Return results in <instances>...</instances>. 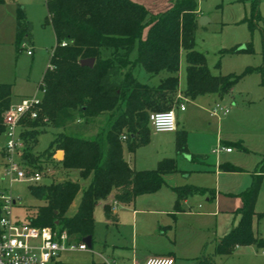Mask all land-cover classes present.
<instances>
[{
    "label": "trees",
    "instance_id": "1",
    "mask_svg": "<svg viewBox=\"0 0 264 264\" xmlns=\"http://www.w3.org/2000/svg\"><path fill=\"white\" fill-rule=\"evenodd\" d=\"M257 7L258 0H251L252 23L258 18ZM198 19L196 0H174L170 8L159 14H151L131 0H46V22L52 28L55 46L39 83L44 93L37 116L23 120L19 130L24 145L20 159L26 167L33 165L32 170L40 168L36 162L45 161L64 170L78 171L81 180L89 181L84 187L70 180L30 186V195L41 204L29 207L25 222L34 227L57 228L72 241L81 242L93 235V211L99 202L111 196L113 202L128 205L139 195L157 191L164 185L166 175L179 172L173 158H163L151 170L130 168L123 159L121 135L125 134L131 152L148 143L149 111H167L170 104L152 100L147 94L177 90L181 51L185 55V97L193 100L207 94L223 96L232 89L237 78L212 75L204 54L194 49ZM32 29L24 9L18 5L17 51L32 44ZM242 51L248 48L239 47L228 53ZM89 58L94 59L92 67L80 66V60ZM135 68L149 79L161 74L166 77L156 87H150L133 74ZM10 99L11 86L0 84V135L4 131L2 114ZM75 114L83 121L106 116V128L89 139L59 131L42 153H32L36 136L44 127L63 130ZM236 147L243 149L239 143ZM175 150L177 155L186 154L183 133L175 139ZM57 151L63 152L59 161L53 159ZM205 158L198 155L191 159ZM220 168L230 172L239 170L229 165ZM257 170L250 186L240 194L242 205L235 212L240 216L239 221L217 240L214 256L228 258L237 247L263 245L253 234L252 219L264 159ZM173 191L176 210L179 202L189 196L212 194L211 190L190 185L175 187ZM77 196L76 211L68 215ZM103 217L110 222L117 219L108 204L103 207ZM214 256L202 254L192 264H214Z\"/></svg>",
    "mask_w": 264,
    "mask_h": 264
},
{
    "label": "rangeland",
    "instance_id": "2",
    "mask_svg": "<svg viewBox=\"0 0 264 264\" xmlns=\"http://www.w3.org/2000/svg\"><path fill=\"white\" fill-rule=\"evenodd\" d=\"M173 1L139 0L137 4L143 6L151 14H159L170 8ZM196 2L201 17L207 18L208 22L203 26L198 25L194 35V49L204 54L206 67L212 75L237 78L227 94L223 96L207 94L214 95L211 98H214L220 107L226 109V114L225 116L204 118L202 120L203 122L205 120L206 127L204 129L214 133L218 120L222 124L221 128H218L221 139L230 146L232 151L231 154L222 157L221 163H229L251 172L264 159V43L262 41L264 0H258V18L253 19V23L250 10L251 0H196ZM18 5L24 9L27 20L32 24L33 43L27 47V49H33L32 57L26 54V50L17 51L15 48V18ZM54 46V34L51 26L46 22V0H3L0 3V84L5 83L11 86L10 105L15 106L24 99H39L41 97L37 85L49 62ZM239 47H246L248 51L228 53L229 50ZM249 69L251 70L247 71ZM178 75L179 79L181 78L179 89L183 90L186 85L183 51L180 53ZM184 105H187V102H184ZM203 106L207 110L211 107L210 104H203ZM228 115L232 121H227L230 124L226 125V123H222V120ZM98 118L92 122L86 121L85 124H79L77 123L78 115L75 114L63 130H55L49 126L44 127L36 136L32 153H42L48 147L53 135L59 131L81 138H93L94 134L102 130L106 124V116ZM4 140V136L0 135V190L5 194H10L16 201L12 207V215L20 221H25L29 207L34 208L40 205L41 201L30 195L29 187L32 185L9 182V179L4 175L6 162L2 147ZM237 143L245 146L247 151L238 150ZM57 152H61L62 155H56ZM57 152L53 159L59 161L63 157V152ZM122 153L135 170L154 169L158 161L171 157L177 159V168L182 167L181 169L185 172V174L175 175V177L178 179L183 177L184 179L181 181H186L185 184L194 185L195 183L196 185V183H202L204 179L211 178L198 172L199 164L192 161H180L178 157L176 158L172 134L153 133L149 129L146 145L131 152L127 147V142H123ZM36 166H40V168H34L35 171L38 170L43 176L39 183L47 184L70 180L76 181L84 187L89 181L88 179L81 180L78 171L64 170L54 163L46 164L45 161H38ZM28 167L32 168L33 165L29 164ZM188 174L189 177L186 178ZM162 188H166L165 185ZM77 198L69 207L68 215H72L76 211ZM102 204L103 202H99L93 211L94 229L91 247L86 252L62 253L61 261L65 264H129L132 257L143 255L148 250V242L155 240L152 238L153 219L150 215L141 214L138 216L139 221L141 219L144 224L143 228H140L139 221L137 222L134 236L128 221L129 218L123 223L119 221L117 225L107 223L102 215ZM262 211H264V174L254 203V213ZM253 229L264 244V216L258 220V223L255 219ZM178 241L182 247L190 244L188 235L184 233L179 234ZM206 247L204 255L211 256L214 252L213 244L208 243ZM263 249L264 245L245 246L242 253L235 252L229 258L214 256L213 261L215 264H264ZM177 264L182 263L178 262Z\"/></svg>",
    "mask_w": 264,
    "mask_h": 264
},
{
    "label": "crops",
    "instance_id": "3",
    "mask_svg": "<svg viewBox=\"0 0 264 264\" xmlns=\"http://www.w3.org/2000/svg\"><path fill=\"white\" fill-rule=\"evenodd\" d=\"M131 1L135 3L139 2V0ZM200 17L201 15L199 12V18ZM25 50L28 49L26 48ZM30 50L31 55L28 56L32 57L34 54L33 49L31 48ZM47 67L48 64L45 70L47 69ZM45 70L42 72V76ZM133 74L136 75L137 79L141 83L147 84L150 87H156L159 84V80L166 77L165 74H161L157 77L149 79L142 70H138L137 68L133 69ZM180 83L181 78L179 79L178 75V87L176 91L163 90L159 93L149 92L147 95L152 100H158L160 102L170 104L169 110H173L175 112V131L169 132L168 134L173 135L174 152L176 158L178 157L180 161L191 162L192 156H205L206 158L202 161L193 160L192 162L199 164V173H202L205 176L208 175L211 178L202 180V183H196L197 186L195 185V183L194 185L185 184L184 182L186 181H181V179H184L183 177L179 179L175 177V175L180 176L185 174L181 167L179 169L177 168L179 172L168 174L164 177V185L169 190H162L166 188L161 187L155 193L135 197L134 200L128 205H121L113 202L111 196L103 201L102 215L104 205L108 204L111 206L112 212L116 215L117 218L115 222L106 221L105 219L104 220L107 223L110 222L114 225H117L119 221L123 223L124 221H126V219L129 218L128 221L130 222L131 230L134 236L137 230V222L139 221L138 216H140L141 214H146L150 215L151 219H153L152 238H155V240L148 242V250H146L143 255L132 257L129 264H143L145 260L150 257H171L174 260V264H177L178 262H181L182 264H192L195 259L200 257L202 254H205L204 250L205 248H207L206 246L208 243L213 244L214 251L215 243L217 242V240L226 235L238 223L240 216L235 212L242 205L240 194L250 186L252 176L258 174L256 172L258 171L257 168L255 170H252L253 172H250L247 169L238 166H234L239 168L238 171L234 172L223 171L220 168L221 165L232 166L229 163H221L222 157L224 155L231 154L232 151L226 152L225 150H221L218 153H213V150H215L216 147L230 149V146H228L227 143L221 139L220 129L218 128H221L222 124L217 120V129L214 133H211L204 129L206 127L204 124L205 120L204 122L202 120L207 117H218V115L225 116L226 113L222 114V112H217L215 115L212 114L213 109L218 104L216 103L217 101H215L214 98H211V96L217 94L202 95L191 100L185 97L183 93L185 88L183 90L179 89ZM184 102H187V105H184ZM203 104H210L211 107L210 109H208L209 111L203 106ZM180 106H183L184 109L181 110ZM150 113L152 112L149 111V114ZM97 119L99 118L97 117L88 119L87 121L92 122L93 120L95 121ZM227 121H232L229 115L224 120H222V123H226V125H229L230 122ZM85 122L86 121L83 120H77V123L79 124H85ZM207 125H209L208 122ZM104 128H106V124ZM149 129L151 130L150 126ZM181 133L185 135L186 154L177 155L175 150V139ZM122 137H125V139L123 140ZM121 139L123 142L126 141L125 134L121 135ZM240 145L243 147V149H239L236 147L238 150L243 152L247 151V148L245 146H243L242 144ZM248 150L251 151V149ZM123 159L130 168L135 170V168L128 163V160H126L124 156ZM176 160L177 159H175V161ZM176 165H178L177 161ZM187 177H189V174L186 176V178ZM189 185L211 190L212 194L204 193L189 196L179 202V209L176 210V195L173 191V188ZM263 216L264 211L255 212V215L252 219V231L254 236L258 239L261 238L255 233L253 224L255 219L258 223V220ZM143 224V221L140 219L139 227L143 228ZM180 233L188 235V241L190 242V244H188L187 246L184 245L186 247H182L179 245L178 236ZM244 247L245 246L237 247L233 254L235 252L242 253V249ZM263 251L264 249L262 250V254L264 255ZM233 254L231 256H233ZM211 256H214V252ZM103 262L106 263L105 260H103ZM53 264L65 263L61 261L60 256Z\"/></svg>",
    "mask_w": 264,
    "mask_h": 264
},
{
    "label": "built area",
    "instance_id": "4",
    "mask_svg": "<svg viewBox=\"0 0 264 264\" xmlns=\"http://www.w3.org/2000/svg\"><path fill=\"white\" fill-rule=\"evenodd\" d=\"M31 55V50H26ZM39 99L22 100L19 104L9 107L2 114L4 131L3 154L5 157L4 175L9 182H22L36 185L43 176L39 171L32 170L21 163L23 142L19 137L21 124L25 119H34L39 111L44 89L39 84ZM183 110L184 107L180 106ZM226 113V109L216 105L212 111ZM149 126L152 132L169 133L175 131L176 120L173 110L152 112L149 114ZM124 140L125 137H122ZM231 149L217 147L213 153ZM15 199L0 190V264H53L64 252H85L88 247L83 242L72 241L64 231L51 227H34L20 221L12 215ZM264 253V251H263ZM143 264H174L171 257H150Z\"/></svg>",
    "mask_w": 264,
    "mask_h": 264
},
{
    "label": "water",
    "instance_id": "5",
    "mask_svg": "<svg viewBox=\"0 0 264 264\" xmlns=\"http://www.w3.org/2000/svg\"><path fill=\"white\" fill-rule=\"evenodd\" d=\"M207 22H208V19L205 18V17H200L198 19V25L203 26ZM93 63H94V59L93 58L82 59V60L79 61L80 66H85V67H89V68L93 66ZM56 155L61 156L62 153L61 152H57ZM55 157L57 159V156H55ZM55 225H57V222L55 223ZM82 242L85 243L88 248L91 247V237L90 236H87V237L83 238Z\"/></svg>",
    "mask_w": 264,
    "mask_h": 264
}]
</instances>
